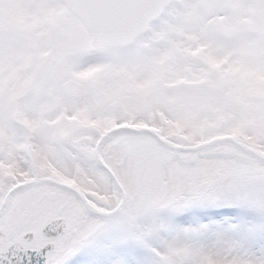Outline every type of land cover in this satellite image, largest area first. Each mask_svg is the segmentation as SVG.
I'll return each mask as SVG.
<instances>
[{
	"label": "rangeland",
	"instance_id": "obj_1",
	"mask_svg": "<svg viewBox=\"0 0 264 264\" xmlns=\"http://www.w3.org/2000/svg\"><path fill=\"white\" fill-rule=\"evenodd\" d=\"M250 2L173 0L147 37L132 49L112 50L91 47L88 33L62 0H0V135L6 149L28 151L38 166H51L70 127L94 134L133 111L190 112L185 101L209 94L211 118L191 125L189 135L227 128L210 139H251L249 132L262 131L264 35L256 34L259 11ZM210 22L239 33L231 41L219 38ZM69 80L82 85L78 100L62 96L61 84ZM146 222L166 229L149 238L150 246L143 245L149 250L130 255L135 247L130 237L110 223L66 264H155L151 248L165 242L264 251V216L245 207L194 205L162 210Z\"/></svg>",
	"mask_w": 264,
	"mask_h": 264
},
{
	"label": "snow or ice",
	"instance_id": "obj_2",
	"mask_svg": "<svg viewBox=\"0 0 264 264\" xmlns=\"http://www.w3.org/2000/svg\"><path fill=\"white\" fill-rule=\"evenodd\" d=\"M249 7L264 10V0ZM212 103L209 94L185 101L190 112L122 114L106 135L66 144L43 168L28 151L0 148V264H66L110 223L146 243L166 229L142 221L162 210L229 204L264 216V108L251 139H210L227 128L189 135ZM151 251L155 264H264V251L238 245Z\"/></svg>",
	"mask_w": 264,
	"mask_h": 264
},
{
	"label": "water",
	"instance_id": "obj_3",
	"mask_svg": "<svg viewBox=\"0 0 264 264\" xmlns=\"http://www.w3.org/2000/svg\"><path fill=\"white\" fill-rule=\"evenodd\" d=\"M65 9L83 25L89 34V45L93 48L131 49L146 37L151 26L164 17L173 0H62ZM260 22L256 33L264 35V10H259ZM210 30L225 40H234L238 30H226L221 22H210ZM63 96L77 99L81 84L70 80L62 84ZM69 138V137H67ZM0 148L4 141L0 137Z\"/></svg>",
	"mask_w": 264,
	"mask_h": 264
},
{
	"label": "flooded vegetation",
	"instance_id": "obj_4",
	"mask_svg": "<svg viewBox=\"0 0 264 264\" xmlns=\"http://www.w3.org/2000/svg\"><path fill=\"white\" fill-rule=\"evenodd\" d=\"M230 35V33L229 32H226V34H225V36H229ZM83 91V90H82ZM61 92H62V96H63V91H62V89H61ZM82 94V93H81ZM64 97V96H63ZM79 99V98H78ZM78 99H67V98H65L64 97V100L65 101H74V100H78ZM69 123V122H68ZM111 130V128H109V129H105V130H103V131H101V132H99L101 135H106L107 134V132H109ZM88 130H87V128L85 129V127H83V126H74V127H70V129L62 136V142H63V144L64 145H66V144H76V143H79V142H81V141H83V140H85V139H91L92 138V136L93 135H95V134H97V133H94V134H92V133H89V132H87ZM0 137L3 139V141H4V148H7V141H6V139L2 136V135H0ZM67 137H69V138H67ZM30 138H32V136H30ZM29 143H33L31 140H30V142ZM147 220H148V218H146ZM147 220H144V221H142V223L147 227V225H146V221ZM149 222V221H148ZM150 223V222H149ZM130 240V243H132V245L133 246H135V247H133V249L129 252V254L130 255H134V254H136V250H139V249H144L143 248V245H146V246H150V240L151 239H148L147 240V242L146 243H141V242H139L138 240V242H136L134 239H132V238H130L129 239ZM137 247V248H136ZM144 250H149V249H144ZM125 254L127 255L128 254V252H125Z\"/></svg>",
	"mask_w": 264,
	"mask_h": 264
}]
</instances>
